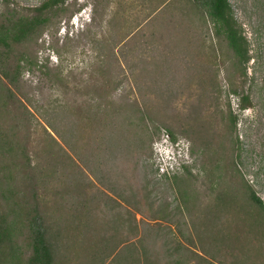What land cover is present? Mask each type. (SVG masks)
Masks as SVG:
<instances>
[{
	"label": "trees",
	"instance_id": "obj_1",
	"mask_svg": "<svg viewBox=\"0 0 264 264\" xmlns=\"http://www.w3.org/2000/svg\"><path fill=\"white\" fill-rule=\"evenodd\" d=\"M67 1L46 0L33 16L13 14L0 24V264H264V201L239 170L237 119L231 109L220 118L213 111L219 110V104L216 109L213 106L221 95L214 81L204 83L206 92L188 115V121L196 125H188V134H205L202 144L210 153L211 168L205 169L209 205L204 213L195 210L197 196L190 189L195 178L188 172V182L175 177L178 203L162 205L146 217L145 207L152 204L147 187L137 180L139 158L152 150L160 134L154 124L173 100V81H185L188 63H195L184 59L183 52L177 55L169 49V43H162L166 50L157 58L156 72L144 71L135 80L140 95L149 91L161 104L145 94L144 105L139 101L89 107L50 104L41 115L50 137L44 144L46 166L34 164L29 153L31 136L23 125L25 111H30L16 91L24 72L37 64L18 48L41 35ZM170 1L160 16L165 19L159 40L154 35L150 43L171 34L163 29L175 22L174 14L180 10L186 11L188 16L182 18L188 25L195 28L199 22L213 28L235 60L236 75L229 78L227 95L237 96L240 109L246 110L250 106L244 92L250 42L231 0ZM191 10L194 18L189 17ZM117 26L123 27V22ZM118 37L113 35L106 47L107 62L98 68L104 78L95 83L96 99L103 98L100 93L105 86L121 83L117 79L120 57L114 47L125 46L121 54L127 56L132 46L126 44L132 36L117 45ZM183 61L187 62L181 68ZM105 77L112 78L105 82ZM153 83H165L167 89L154 88ZM207 103L211 113L206 112ZM227 122L230 135L219 134L218 129L224 128L220 123ZM166 128L175 141L174 131ZM198 213L205 223L195 221L192 215L197 218ZM157 220L165 221L170 232L161 247L159 237L165 228L160 229Z\"/></svg>",
	"mask_w": 264,
	"mask_h": 264
},
{
	"label": "rangeland",
	"instance_id": "obj_2",
	"mask_svg": "<svg viewBox=\"0 0 264 264\" xmlns=\"http://www.w3.org/2000/svg\"><path fill=\"white\" fill-rule=\"evenodd\" d=\"M44 1L46 0H0V24L13 14L20 17L33 16L34 9ZM165 3L168 5L165 6ZM169 3L172 2L170 0H68L62 12L52 17L41 35L18 48V51H23L37 64L24 72L16 91L18 98L30 111L29 113L25 111V122H23L31 136L30 156L35 160L34 164L40 163L46 166L44 144L50 137L45 133L46 124L41 115L50 104L57 103L63 106L76 103L75 106L89 107L96 106L100 102L107 106L114 102L117 105H124L139 101L144 105L142 99L145 97L144 94L152 97L153 102L161 104L149 91L143 90L140 95L135 80L144 71L156 72L154 65L157 58L166 50L162 43H169V49L173 51L175 49L177 55L183 52L187 56L184 59L189 58L195 63L194 65L188 63L185 81L182 78L173 81V100L165 109V113L163 110L157 115L154 124L160 128V134L155 138L152 150L150 148L147 154L139 158L137 180L147 187V193H150L149 203L152 204L150 207H145L146 217H152L162 205L178 203L175 177H184L188 182V172L196 180L192 179L190 187L191 192H195L197 196L195 210L200 209L201 213H204L209 205V185L205 169L211 168L208 158L210 153L202 144L206 140L205 134L203 135L201 131L188 134V125L196 126L195 122L193 124V121H188V115L189 110L199 103L200 97L206 92L204 83L209 85L213 81L221 92L213 106L216 109L219 104V110H214L207 103L206 112L211 113L213 109L220 118L223 112L229 113L231 109L233 117L237 119L234 135L239 139V150L242 153L241 160H238L239 170L264 201V0H231L235 17L243 26L250 42L251 60L244 89L245 95L249 96L250 106L246 110L240 109L237 96L227 95L229 78L236 75L235 60L232 52L215 35L213 28L199 22H196L198 26L196 25L195 28L194 25H188L182 18L188 16L186 11L178 10L179 12L173 17L175 22L168 27L169 29L167 27L163 29L167 32L171 30V34L166 36L163 34L164 38L159 43H150L154 35H157L154 37L159 40L160 27L164 25L165 19L160 16L164 15ZM195 15L196 13L191 10L189 17L194 18ZM121 22L123 27H118ZM115 33L119 35L117 45L132 36L126 44L132 46V51L122 57L121 53L126 52V47L124 46V49L114 47L120 57L121 70L117 79L121 83L114 87L110 84L105 86L100 93L103 98L96 99L99 94L94 90L95 83L104 78L99 74L98 68L107 62L109 53L106 47L112 44ZM189 33L190 35L186 36ZM180 40L184 45L178 42ZM104 47L105 50H102ZM187 61L181 63L183 65L181 68L185 67L184 62ZM105 78L107 82L112 77ZM179 81L184 83L181 85ZM153 86L167 89L165 83L161 86L153 83ZM81 125H85V122H81ZM149 125L154 127L151 123ZM220 125H224V128L218 129L219 134L230 135V122ZM166 127L176 134L175 141L168 134ZM165 138L179 144L186 154L185 169L172 171L171 166L164 163L173 153L172 148L163 143ZM80 144L83 146L84 141ZM70 154L75 156L72 152ZM220 165L225 167L223 162ZM228 178L230 179L229 176ZM96 186L104 190L101 184L96 183ZM201 213H198L197 218L192 215L197 223L204 222ZM137 219L143 220L142 215H137ZM188 221H192L189 214ZM156 223L160 229L165 228L159 237L161 247L166 240L165 234L170 232L166 228L168 224L165 221L157 220Z\"/></svg>",
	"mask_w": 264,
	"mask_h": 264
},
{
	"label": "clouds",
	"instance_id": "obj_3",
	"mask_svg": "<svg viewBox=\"0 0 264 264\" xmlns=\"http://www.w3.org/2000/svg\"><path fill=\"white\" fill-rule=\"evenodd\" d=\"M75 24V23H73ZM163 143L164 144H168L172 150L173 153L172 155L168 158H166V161H164V163H168L171 166V170H178L179 168L182 167V165H184V161L186 158V154L183 152V150L180 148L179 144H175V142H173L171 139H163ZM189 150H188V157H189Z\"/></svg>",
	"mask_w": 264,
	"mask_h": 264
}]
</instances>
